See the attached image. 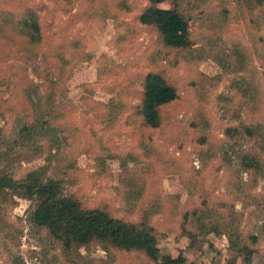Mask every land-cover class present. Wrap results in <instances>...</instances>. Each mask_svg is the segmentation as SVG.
Returning a JSON list of instances; mask_svg holds the SVG:
<instances>
[{"label":"rangeland","instance_id":"374dc122","mask_svg":"<svg viewBox=\"0 0 264 264\" xmlns=\"http://www.w3.org/2000/svg\"><path fill=\"white\" fill-rule=\"evenodd\" d=\"M148 5L0 0V172L43 168L83 208L144 219L162 255L264 264V4L166 0L188 21L187 49L139 22ZM21 19L38 23L35 45L24 46ZM152 72L178 94L156 129L137 115ZM29 124L44 129L22 139ZM33 208L0 197V264H154L98 242L67 251L31 223Z\"/></svg>","mask_w":264,"mask_h":264},{"label":"trees","instance_id":"16d2710c","mask_svg":"<svg viewBox=\"0 0 264 264\" xmlns=\"http://www.w3.org/2000/svg\"><path fill=\"white\" fill-rule=\"evenodd\" d=\"M147 1L149 5L140 14L139 22L153 26L165 46L173 49L189 48L191 39L185 16L175 7H160L166 0ZM252 1L264 4V0ZM19 25L20 37L25 40L24 46L35 45L40 39L38 23L21 19ZM177 97L176 89L161 74L148 73L144 80L137 115L146 127L156 129L161 124V107L173 102ZM46 118H42L43 122ZM43 129L40 125L29 124L18 131L22 139L29 140L40 134ZM48 129L49 140L52 139L53 145L59 144V137L51 133L54 132L52 128ZM253 130L244 128L248 136L253 135ZM257 135L261 136V133L257 132ZM244 162L246 167H254L247 160ZM6 193L32 202L34 208L30 215L31 223L38 228H44L67 251L98 242L105 245V248L142 252L154 264H196L189 262L181 254L162 255L155 230L144 219L131 222L112 217L98 208H83L76 198L65 195L62 181L47 177V171L43 168L31 171L22 180H15L10 174L0 172V197ZM230 242L235 249L233 240L230 239ZM243 264H251L249 257L244 259Z\"/></svg>","mask_w":264,"mask_h":264}]
</instances>
